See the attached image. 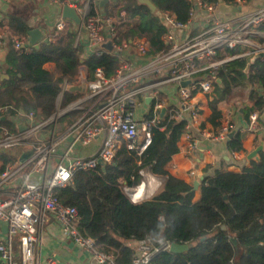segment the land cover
Masks as SVG:
<instances>
[{
	"label": "built area",
	"instance_id": "2783aa9c",
	"mask_svg": "<svg viewBox=\"0 0 264 264\" xmlns=\"http://www.w3.org/2000/svg\"><path fill=\"white\" fill-rule=\"evenodd\" d=\"M101 1L64 0L63 7L69 6L77 12L87 33L61 13L45 37L54 42L72 25L77 41L86 42L89 54L109 52L98 46L111 38V52L119 56L113 75L106 76L101 67L96 68L92 76L88 68L81 71L73 83L86 80V93L69 103L62 112L56 110L49 118H41L32 110L22 114L13 106H0V117L4 116L17 127L13 129L0 122V264H72L58 263L52 256L42 258L40 232L50 214H54L63 231L88 252L93 264H117L112 253L99 250L92 237L79 231L77 208L61 199L57 189L71 184L77 171L100 165L99 160L103 161L101 165L111 163L124 142L129 149L141 153L151 141L152 126L160 122L163 108L164 114H170L171 119L186 121L182 138L189 142L190 153H198L199 145L192 137L200 117L195 96H211L218 65L237 57L264 53V5L250 12L254 6L246 0H236L234 8L248 11L230 19L214 13L218 4L224 3L222 0H189L190 18L186 22L179 21L172 11L163 10L160 19L166 31L162 40L167 50L152 56L143 38L115 42L114 24L118 18L107 15L104 6H100ZM114 1L109 0L107 4ZM91 4L96 6L94 14ZM199 11L213 15L206 28L201 24V31L193 34L192 26ZM6 35L7 31L0 29V51L7 50ZM14 47L22 54L34 46L28 37L18 36ZM226 49L238 51L231 54ZM221 52L224 54L220 57ZM3 66L0 65V72ZM186 80L190 83L183 86ZM93 83L99 86L93 88ZM171 83L174 84L172 99L163 89ZM68 84H63L58 99L64 98ZM147 98H151V104L147 105ZM149 107H153V116L145 120ZM75 111L77 120L60 130L61 118ZM258 121V112L252 113L250 127ZM233 130L236 133L242 131V127L227 121L213 137L226 141ZM141 132L144 135L140 137ZM94 139H100V144L92 155L75 153L77 144ZM17 147L22 148L17 150V158L2 157L15 154ZM30 149L34 153L20 162V156ZM232 155L236 157L238 152ZM195 173L191 171L192 176ZM3 225L7 227L6 232ZM171 243L162 239L155 241L151 236L138 240L133 247L132 264H152L157 254L169 250Z\"/></svg>",
	"mask_w": 264,
	"mask_h": 264
},
{
	"label": "trees",
	"instance_id": "16d2710c",
	"mask_svg": "<svg viewBox=\"0 0 264 264\" xmlns=\"http://www.w3.org/2000/svg\"><path fill=\"white\" fill-rule=\"evenodd\" d=\"M152 1L157 12L138 0H115L104 6L107 15L118 18L114 24L115 42L143 38L149 55L156 56L167 50L162 40L166 27L160 12L170 10L179 21L186 22L190 18L191 3L189 0ZM222 1L237 5L236 0ZM91 5L94 14L96 6ZM0 29L7 31L3 72L8 74L4 78L0 75V106H13L25 112L32 110L41 118H49L57 110L63 84L76 80L81 65H86L91 76L98 67L106 76H111L119 64V56L106 51L88 54L83 60L86 42L77 41L72 25L56 41H41L39 48L33 47L22 54L14 42L18 36L28 37V26L14 18H9L6 24L0 18ZM237 51L226 49L231 54ZM248 62L249 57H237L216 67L208 117L214 126H219L222 118L219 102L233 98L245 99L246 119L250 120V115L258 112L260 121L264 113V59L256 60L246 71ZM47 64H53V68ZM79 96L65 91L63 106ZM152 116L153 107L145 120ZM160 118L152 126L151 141L141 153L129 149L124 142L111 163L79 170L71 184L57 189L61 199L77 208L79 231L92 237L99 250L112 253L117 264H132L134 248L129 242L146 236L155 241L162 239L191 246L182 253L162 251L152 264H264V150L258 159L250 160L238 171L207 166L200 184V198L195 200L193 185L165 169L180 150L178 143L186 121L171 119L170 114H160ZM0 122L17 129L7 118L0 117ZM245 135V131H237L230 137L228 150L243 151ZM21 149L17 147L15 154L2 157L14 160L17 150ZM139 169L165 176L166 180L150 201L132 204L122 194L120 181L121 177L134 175Z\"/></svg>",
	"mask_w": 264,
	"mask_h": 264
},
{
	"label": "crops",
	"instance_id": "0c3cea01",
	"mask_svg": "<svg viewBox=\"0 0 264 264\" xmlns=\"http://www.w3.org/2000/svg\"><path fill=\"white\" fill-rule=\"evenodd\" d=\"M63 1L64 0H15L14 2L8 3L4 0H0V18L4 19L6 24L9 18L18 19L25 23L29 30L38 27L42 30L43 36L45 37L47 33L53 29L56 19L63 12ZM253 2L260 4L256 5L258 7L264 5V0H254ZM250 4L252 5V2H250ZM103 8H101V10ZM245 11L248 10L244 9L242 11H234V6L220 3L218 4L214 13L234 19L244 14ZM212 15L213 14L211 12H197L192 26V33L195 34L200 32L201 24H203L204 28H206V23ZM88 51L89 50H87V53L84 56L89 54ZM84 59L85 58H83V60ZM250 59L251 57H249V61ZM4 64V62L0 61L1 66ZM46 66L48 68H52L53 64H47ZM84 68L87 69L86 65H81L76 78L80 76V72L83 71ZM2 74H4L3 71L0 72V75ZM163 89L165 92H167L171 99L174 98L172 91L174 89V84L171 83L165 85L163 86ZM195 104L198 107L200 117L195 128H193L192 137L193 141H196L199 145L198 153H190L189 142L181 137V140L178 143L180 147L179 152L176 153L165 165V169L169 173L193 185L196 180H202L206 174L204 170L209 165L211 166V169L222 167L225 169L238 171L244 165H247L250 160H252L248 157L254 150L258 148V146L262 144L264 150V113L262 114L260 121H258L257 124L253 125V128H251L250 120L246 119L245 117V104L221 101L219 102L218 106L222 110V118L220 119V125L214 126L208 120V117L211 114L209 96L207 94L196 95ZM77 118L78 113L76 111L72 112L71 114L69 113V115L63 116V118H61V120L58 122V126H60V128L68 127L73 124ZM141 120L142 119L140 118L139 121L141 122ZM227 121H230L236 126H241L242 131L246 132L243 141L244 150L238 152L236 157H233L232 155V152L235 151L228 150L227 140H215L213 137L218 133L220 126ZM99 144L100 139H94L93 141L85 144H77L75 153L83 156H90L97 150ZM61 152L62 150L60 149V153ZM260 152L257 154L258 158ZM193 170H195L196 173L192 176L191 171ZM157 176L160 180L161 189L164 185L166 177L159 175ZM199 198L200 185L195 191V200ZM129 244L134 247L137 244V241H131ZM39 246L43 259H46L48 256H52L57 259L58 263L69 262L72 264H93L89 259L88 252L82 250L63 231L54 214H50L44 221L40 232Z\"/></svg>",
	"mask_w": 264,
	"mask_h": 264
},
{
	"label": "water",
	"instance_id": "95a60500",
	"mask_svg": "<svg viewBox=\"0 0 264 264\" xmlns=\"http://www.w3.org/2000/svg\"><path fill=\"white\" fill-rule=\"evenodd\" d=\"M140 3L146 4L152 12H157V6L153 3L152 0H138ZM109 2V0H102L100 2V6L103 7L105 6L107 3ZM257 7H252L250 9V12H253L254 10H256ZM241 10L240 7H235L234 11H239ZM63 16L66 18H69L71 20H73V22H75L77 25L81 26V30L84 34L87 33L86 28L82 25V20L80 18V16L77 14V12L69 7V6H64L63 7ZM28 36L30 39L31 44L35 47V48H39L40 46V41H44V42H48V38L43 36V32L40 28L36 27V28H32L28 31ZM131 42V41H130ZM98 46V45H97ZM99 48H103L106 49L107 51L111 52L113 51V41L111 38H109L106 42L100 44L98 46ZM6 56H7V51L6 50H2L0 51V61L1 62H6ZM87 56H84V58H86ZM264 58V53H259L256 54L254 56L251 57L249 63L246 66V71H248L249 67L251 66V64H253L256 60L258 59H263ZM4 77H8V74L4 73L2 74V78ZM219 82L220 79H218ZM190 83V80H186L182 82L183 86H187ZM87 81L86 80H81L79 82L76 83H70L67 85L66 87V91L68 92H72V93H78V94H84L87 91ZM151 102V98H147L146 99V103L150 104ZM238 104H240V102H238ZM165 112V108L162 109L161 113L163 114ZM21 113L24 114L25 111L23 109H21ZM5 117L2 116L1 119H4ZM139 127H141V125H139ZM235 134V130H233L230 134L229 137H232ZM261 150H263V145L261 144L260 146H258V148L256 150H254L250 155H249V159H257L258 158V152H260ZM33 149L28 150L27 152L23 153L20 158L19 161L20 162H24L26 161L32 154H33ZM99 164H103L102 160H99ZM204 178V177H203ZM202 178V180H203ZM201 180V181H202ZM200 180H196L193 184V188L192 191H196L200 185ZM223 228H225V226H223ZM3 229L6 232L7 231V227L5 225H3ZM190 245L187 243H178V242H172L171 246L169 248L170 252L173 253H182L185 252L187 250L190 249Z\"/></svg>",
	"mask_w": 264,
	"mask_h": 264
},
{
	"label": "clouds",
	"instance_id": "9594fccd",
	"mask_svg": "<svg viewBox=\"0 0 264 264\" xmlns=\"http://www.w3.org/2000/svg\"><path fill=\"white\" fill-rule=\"evenodd\" d=\"M99 85L93 83L91 87ZM139 177V179H137ZM122 194L132 204H140L150 201L160 190L161 184L156 173L146 169H139L136 174L129 177H121Z\"/></svg>",
	"mask_w": 264,
	"mask_h": 264
},
{
	"label": "rangeland",
	"instance_id": "374dc122",
	"mask_svg": "<svg viewBox=\"0 0 264 264\" xmlns=\"http://www.w3.org/2000/svg\"><path fill=\"white\" fill-rule=\"evenodd\" d=\"M252 5H254V6H256V5H260V4H258V3H256V2H252ZM256 7H258V6H256ZM53 68V67H52ZM52 68H50V69H52ZM83 71H85V68L83 69ZM246 95V94H245ZM242 96H244V95H242ZM246 97V96H245ZM243 98V97H242ZM241 98V99H242ZM243 101H241V100H236V99H232L231 101H228V102H240V103H243V104H246V101H245V99H242ZM63 101H64V98L61 96L58 100H57V111H59V112H62L63 110H65L69 105H67L66 107L65 106H63ZM64 124V123H63ZM62 129H64V127H61L60 128V130H62ZM144 134L141 132V134H140V137L141 136H143Z\"/></svg>",
	"mask_w": 264,
	"mask_h": 264
},
{
	"label": "bare ground",
	"instance_id": "6f19581e",
	"mask_svg": "<svg viewBox=\"0 0 264 264\" xmlns=\"http://www.w3.org/2000/svg\"><path fill=\"white\" fill-rule=\"evenodd\" d=\"M223 65V64H222Z\"/></svg>",
	"mask_w": 264,
	"mask_h": 264
}]
</instances>
